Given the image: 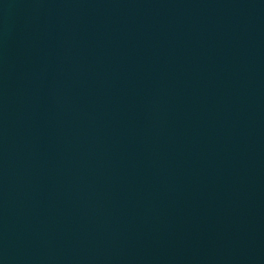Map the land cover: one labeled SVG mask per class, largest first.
Segmentation results:
<instances>
[{
  "label": "water",
  "instance_id": "water-1",
  "mask_svg": "<svg viewBox=\"0 0 264 264\" xmlns=\"http://www.w3.org/2000/svg\"><path fill=\"white\" fill-rule=\"evenodd\" d=\"M0 264H264V0H0Z\"/></svg>",
  "mask_w": 264,
  "mask_h": 264
}]
</instances>
